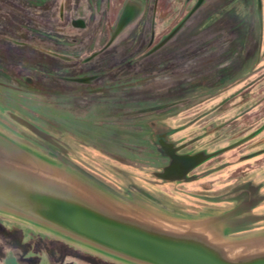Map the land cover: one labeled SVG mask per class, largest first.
Listing matches in <instances>:
<instances>
[{"label":"rangeland","instance_id":"rangeland-1","mask_svg":"<svg viewBox=\"0 0 264 264\" xmlns=\"http://www.w3.org/2000/svg\"><path fill=\"white\" fill-rule=\"evenodd\" d=\"M159 131L213 156L162 181ZM0 150L123 207L264 237V0H0ZM0 264L135 263L0 210Z\"/></svg>","mask_w":264,"mask_h":264},{"label":"water","instance_id":"water-1","mask_svg":"<svg viewBox=\"0 0 264 264\" xmlns=\"http://www.w3.org/2000/svg\"><path fill=\"white\" fill-rule=\"evenodd\" d=\"M213 155L174 159L159 176L184 177ZM0 210L135 264H264V237L227 239L210 220L120 206L69 174L0 150Z\"/></svg>","mask_w":264,"mask_h":264},{"label":"flooded vegetation","instance_id":"flooded-vegetation-1","mask_svg":"<svg viewBox=\"0 0 264 264\" xmlns=\"http://www.w3.org/2000/svg\"><path fill=\"white\" fill-rule=\"evenodd\" d=\"M170 136L171 134H169L168 132L159 131V132H156L154 136H151L149 138L150 139L149 142H151L153 146H156V151L158 152L160 156L159 158L164 159L165 161L162 168H158V169H161V171H164L168 166H170L171 163L174 161V159H181L185 156L193 155V153L190 151L184 152L186 146L185 145L179 146L177 143L172 142L171 139H169ZM146 139H147V134H146ZM204 163H206V161ZM204 163H202L201 165H203ZM201 165L193 168L192 170L188 172V174H186V176L181 177V178H178V177H174L171 179L160 178L158 176L161 174V171L157 172L156 176L165 182L182 181V180H185L189 176V174H191L192 171H194Z\"/></svg>","mask_w":264,"mask_h":264}]
</instances>
